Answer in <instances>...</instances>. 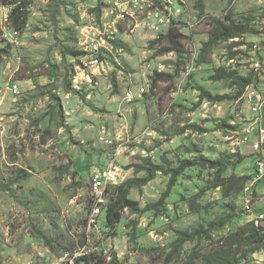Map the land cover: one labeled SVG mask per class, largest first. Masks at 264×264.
<instances>
[{"label":"rangeland","instance_id":"1","mask_svg":"<svg viewBox=\"0 0 264 264\" xmlns=\"http://www.w3.org/2000/svg\"><path fill=\"white\" fill-rule=\"evenodd\" d=\"M16 1L30 5L18 45H11L0 30V182L9 188H0V264H28L36 248L50 251L36 264H51L85 245L107 250L103 264H183L195 246L210 247L264 215V146L255 149L264 110L255 113L247 88L242 91L235 81L211 80L219 67L249 77L253 65L264 61V0H182L179 21L186 57L180 60L173 53L168 74L178 71L176 78L154 89L143 64L170 55H159V47H152L161 33L147 29V13L136 10L123 21L112 9L113 0H0V5ZM227 16L261 34L221 42L203 54L213 19ZM98 44L110 52L101 53L106 69L92 75L83 62ZM66 49L86 54L77 58L66 55ZM142 86L146 93L140 96ZM198 86L226 99L203 101L195 108ZM129 90L135 92L132 103L125 100ZM103 125L112 145L99 140ZM194 147L212 160L234 153L246 156L222 174L248 176L244 190L225 197L221 188L212 187L216 170L194 167L178 177L170 196L158 205L171 178L159 172L146 186L131 190L129 198L138 203V211L125 209L115 231L107 227L104 215L96 226L88 225L95 168L105 170L114 163L126 181L145 176L134 168L145 158L159 165L165 159L176 168L180 160L196 156L190 151ZM202 189L204 195L192 203ZM230 206L239 214L231 223L213 231L209 240L186 243L179 260L166 262L177 231L207 228L231 214ZM151 248L158 251L144 252ZM242 251L239 264H264V249L259 251L257 244Z\"/></svg>","mask_w":264,"mask_h":264},{"label":"trees","instance_id":"2","mask_svg":"<svg viewBox=\"0 0 264 264\" xmlns=\"http://www.w3.org/2000/svg\"><path fill=\"white\" fill-rule=\"evenodd\" d=\"M2 5H11V25L16 31H23L28 23V7L29 1L23 2H3ZM0 5V7L2 6ZM198 8L201 12H204L202 2H198ZM261 33H264V28ZM257 30H254L248 23L235 21L231 16H227L225 19H213L212 29L210 31L209 40L203 43L202 53H208L212 51L221 42L228 41L230 39L241 38L247 34H261ZM185 36L181 33V22L179 19L173 21L164 34H160L157 39L151 42L152 47L157 45L158 54L165 55L169 53H175L180 60L186 57V49L184 45ZM115 45L124 50H129L127 45L122 41H115ZM12 45V44H11ZM64 53L72 55L74 57H80L85 55V52L72 51L66 49ZM104 59V58H103ZM106 60V59H105ZM178 63V62H177ZM126 65H128L126 63ZM176 75L168 73H155L151 78L152 89L156 87L159 82H172ZM260 73H256L252 70L249 77H240L237 72L229 71L227 68L219 67L214 71V75L211 76L212 81L232 80L235 81L242 89V91L250 85L256 84L259 81ZM197 90L200 92L199 102L195 104V108L203 101H209L211 103H219L226 99L223 95H213L205 88L198 86ZM240 92V95L242 94ZM51 99L56 100V96L51 92ZM61 104L59 105V108ZM198 128V126H193ZM195 150H190L196 153V156L192 159H182L179 161V165L176 168L167 166L168 161L164 159L162 165L155 164L150 158H145L143 164L134 165L135 173L144 172V177H134L124 181L121 185L112 188L107 195L108 203L105 206V220L107 227L115 231L117 225L122 219V214L125 209H131L132 211H138V203L129 198L132 189H141L151 182L157 173L163 175H170V181L167 186V191L162 195L161 199L157 203L158 205L164 204L165 200L170 196L172 188L175 186L178 177H180L185 170L199 167L201 169H213L217 172L216 182L213 184V188H221L223 196L230 197L232 194H240L250 179L248 176H237L232 174L229 177H222V174L228 171V169H235L240 165L246 156L240 153L226 154L219 159H209L205 157L196 147ZM167 164V165H166ZM0 188L9 191L3 183L0 182ZM206 190L202 189L193 199L190 201L193 203L195 199H198L204 195ZM111 196V198H110ZM190 202V203H191ZM232 208V213L224 215L216 221L208 223L207 228L204 225H200L193 230H181L176 232V239L170 244L171 251L166 254V262L177 261L180 259L184 246L186 243H193L195 241L200 242L202 239L209 240L213 231L224 228L231 223L239 214L235 212V208ZM136 240V232L132 234V241ZM48 246H51L50 242L46 240ZM255 243L257 249H264V238L261 235L260 229L256 226L255 222H249L242 227H239L236 231L230 233L224 239L211 244L210 247L195 246L183 264H239L245 257L242 248ZM157 248L145 249L144 252L151 253L157 252ZM242 255V256H241ZM104 258L97 253H89L76 260V264H103ZM110 264H119L116 260Z\"/></svg>","mask_w":264,"mask_h":264},{"label":"built area","instance_id":"3","mask_svg":"<svg viewBox=\"0 0 264 264\" xmlns=\"http://www.w3.org/2000/svg\"><path fill=\"white\" fill-rule=\"evenodd\" d=\"M184 3L182 0H113L112 9L116 12L118 19L125 21L128 16H132L136 10L142 13H147L145 26L153 33H161L165 29H169L173 21H177L182 14ZM0 30L3 33L5 39L12 45L19 44L18 31H16L11 25V8L8 6L0 7ZM109 50L102 44H98L95 48V52L92 56L87 57L83 62V68L86 72L92 75H96L99 72L106 69L107 61L102 58L103 50ZM110 52V50H109ZM102 53V54H101ZM170 57H162V60L145 62L143 64V72L147 77H153L155 73H171L173 71L172 65L168 62L173 61L172 55ZM167 58V59H165ZM253 71L260 73L259 81L256 84L247 87L246 97L249 101L252 110L259 115L264 110V61L259 60L253 65ZM149 82V81H148ZM12 89L17 92L18 87L16 84L12 86ZM138 95L143 96L146 93L144 86L137 90ZM125 100L132 103L136 100L135 92L129 90L125 94ZM257 142L255 149L260 150V146H264V129L260 127L257 131ZM99 140L106 145H112L113 139L109 136L108 130L105 125L100 127ZM125 181V176L120 168L114 163L110 164L105 170L95 168L91 175V214L88 219V225L90 227L96 226L101 216H105V206L108 203V192ZM249 203V202H248ZM256 226L259 227L261 235L264 238V215H260L255 221ZM49 250H42L36 248V254L34 258H31L28 264H36L37 259H46ZM89 253H97L102 257H108L107 250L90 249L86 245L78 248L71 255L67 254L68 258H60L59 260L51 262V264H76V260ZM49 255V254H48ZM109 258V257H108Z\"/></svg>","mask_w":264,"mask_h":264},{"label":"crops","instance_id":"4","mask_svg":"<svg viewBox=\"0 0 264 264\" xmlns=\"http://www.w3.org/2000/svg\"><path fill=\"white\" fill-rule=\"evenodd\" d=\"M262 129H264V127H262Z\"/></svg>","mask_w":264,"mask_h":264}]
</instances>
